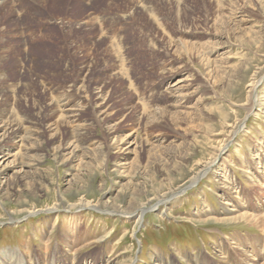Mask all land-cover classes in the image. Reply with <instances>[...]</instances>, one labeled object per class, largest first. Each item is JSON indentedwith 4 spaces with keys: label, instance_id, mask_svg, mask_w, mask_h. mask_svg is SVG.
<instances>
[{
    "label": "rangeland",
    "instance_id": "374dc122",
    "mask_svg": "<svg viewBox=\"0 0 264 264\" xmlns=\"http://www.w3.org/2000/svg\"><path fill=\"white\" fill-rule=\"evenodd\" d=\"M42 1L0 6V48L2 40L10 47L0 54V91L18 83L12 93L0 92V114L12 108L22 123L18 140L2 147L17 152L15 162L29 163L18 176L10 171L7 182L0 178V263L154 264L161 257L186 264L198 256L217 264L218 243L237 234L246 242L238 250L242 264L263 263L264 248L256 249L264 226L224 218L226 208L238 206L255 219L264 216V105L250 115L240 106L255 72L264 103V0H138L151 2L155 21L137 7L127 20L126 0L110 8L106 0ZM83 14L95 16L89 31ZM20 27L28 29L27 44ZM25 61L34 62L28 74ZM182 75L195 91L183 103L166 88ZM72 105L82 108L76 121L66 117ZM241 121L224 154L191 184L228 126ZM128 133L129 155L118 148ZM70 142L78 146L72 161L62 148ZM172 190L183 193L140 222L65 208L82 199L129 212ZM55 205L61 210L46 211ZM22 209L34 213L24 216ZM70 246H78L76 254L66 252Z\"/></svg>",
    "mask_w": 264,
    "mask_h": 264
},
{
    "label": "bare ground",
    "instance_id": "6f19581e",
    "mask_svg": "<svg viewBox=\"0 0 264 264\" xmlns=\"http://www.w3.org/2000/svg\"><path fill=\"white\" fill-rule=\"evenodd\" d=\"M8 0H2L0 1V6L1 5H6ZM39 2H43L42 0H38ZM56 1V0H55ZM79 1V0H78ZM82 1L83 3H91L92 0H80ZM113 0H106L105 1V5H107L108 8H110V4L112 5V2ZM125 1V0H124ZM162 1H166V0H162ZM9 2L13 3V2H18V0H9ZM128 5H129V10L127 15L125 17H127L126 19H128L129 16H131L130 18L132 19V15H134V10L133 8L137 7V8H140L139 11H141L142 13L146 14V17L148 19H156L155 17V9L152 11L151 8L148 7L149 2L146 1L144 2V4H140L138 3V0H126L125 1ZM143 1H141L142 3ZM94 3V2H93ZM82 4V3H81ZM148 4V5H147ZM178 4V3H177ZM77 5V4H76ZM84 5V4H83ZM91 5V4H90ZM88 5V6H90ZM115 5V4H114ZM13 6V5H12ZM23 6V5H22ZM87 6V5H86ZM177 7V6H176ZM14 8V7H13ZM81 8V6L79 7ZM107 8V10H108ZM18 9H19V6H18ZM88 9V8H87ZM21 10V9H20ZM88 11V10H87ZM90 11V10H89ZM88 11V13H89ZM15 12V11H14ZM21 12V11H19ZM6 14L5 15H11L10 12L6 11L5 12ZM84 13H87V12H84ZM19 14V13H18ZM22 14V13H21ZM20 14V16H21ZM84 15V14H83ZM136 15V14H135ZM12 16V15H11ZM89 14L87 15H84V17L82 18L84 23H86V26H85V29L89 31V29H92L90 24H92L91 22L93 21V18L95 17H92L89 16L90 18H88ZM42 19V18H41ZM92 19V20H91ZM155 21V20H154ZM94 23V22H93ZM62 24V23H61ZM67 24V23H66ZM98 24H103L102 22H99ZM81 25H84V24H81ZM61 26H64V24H62ZM79 27V26H78ZM81 28V27H79ZM70 29V28H69ZM84 29V28H83ZM82 29V30H83ZM20 31V34H21V37H22V41L23 43H26L29 41L27 38L29 36V32H28V29L27 28H22L20 27L19 29ZM38 32V31H37ZM24 33H25V36H24ZM35 35V34H34ZM107 36V35H106ZM122 36V35H121ZM116 37V36H115ZM114 39H117L115 38ZM98 38V37H97ZM113 38V37H112ZM119 38V37H118ZM31 39H34L33 38H30ZM38 39V38H37ZM96 40V39H95ZM2 42L4 44H2L0 50L3 48V51H0V54L1 53H6L10 50V47H9V41L8 43L5 42L4 40H2ZM34 42V41H33ZM179 42V41H178ZM96 43V42H94ZM111 43V42H110ZM113 43V42H112ZM167 44V43H166ZM24 45V44H23ZM183 45V44H182ZM187 45V44H186ZM111 46V45H110ZM25 47V46H24ZM23 47V48H24ZM89 47H92V44L89 46ZM114 47V46H113ZM170 47V46H169ZM105 49V48H104ZM23 50V49H22ZM25 50V49H24ZM23 50V52H24ZM28 50V49H27ZM114 51V50H112ZM26 55V54H25ZM90 55V53H89ZM6 56V55H5ZM4 56V57H5ZM20 60V59H19ZM33 61V60H32ZM92 62V60H91ZM24 63H27L26 61ZM23 62L21 63H18V65L20 66L21 68V73L24 72L22 68V65L24 64ZM33 66H34V62L32 63L30 61V64L27 63V66H26V74L30 73L31 69H33ZM108 66V65H107ZM24 69V70H25ZM110 73V72H109ZM112 73V72H111ZM114 73V71H113ZM112 73V74H113ZM171 73V72H170ZM19 74V73H18ZM169 74V73H168ZM254 74V73H253ZM112 76V75H111ZM203 76V75H202ZM105 77V76H104ZM186 75H182L180 76L179 78H177L176 80H174V82H172L171 84L168 85L167 88V91L168 92H172L174 94H177V97L178 99L180 100V102H184L185 99H191L194 94H195V91H194V87H192V84L191 82L189 81V79L186 77ZM29 78V77H28ZM112 78V77H111ZM206 78V77H205ZM19 79V78H18ZM204 79V78H203ZM260 80V76H258L255 72L254 75L251 76L250 80H248L246 86H247V100L244 104H241L240 106L245 109L247 111V115H250L252 114V112H254V110L257 108L258 110H260V108H258L257 106H260V105H264V103L260 102L259 101V97L256 95L257 94V84H259V81ZM18 82V81H17ZM26 82V81H25ZM31 79H27V82L25 83V85H29L31 84ZM107 82V81H106ZM204 82V81H203ZM20 83V82H19ZM193 83V82H192ZM205 86H208V84L205 82L203 83ZM18 85V83H14V84H9L7 85V87H5L4 89H1L0 92L2 91H6V92H9V93H12L14 88ZM123 87V86H122ZM209 87V86H208ZM43 89V88H42ZM47 89V88H46ZM125 92V90H124ZM68 93V92H67ZM66 93V94H67ZM77 93V92H76ZM65 94V93H64ZM65 96H68V99H70L71 94L69 95H66ZM127 94V93H126ZM15 95V94H14ZM13 95V96H14ZM63 95V94H62ZM82 95V94H81ZM80 95V96H81ZM64 96V97H65ZM99 98H100V94L98 95ZM128 96V95H127ZM59 98V97H58ZM198 98V97H197ZM65 99V98H64ZM67 99V100H68ZM127 99V97H126ZM62 100V99H61ZM103 100V99H102ZM101 100L100 104H103V101ZM64 101V100H62ZM61 101V102H62ZM126 101V100H125ZM53 102V101H52ZM60 102V101H59ZM66 102V101H65ZM68 102V101H67ZM57 103V102H56ZM128 103V102H127ZM13 104V103H11ZM61 104V103H60ZM57 107H59V105ZM63 104V103H62ZM70 105V104H68ZM11 106H14V105H11ZM10 106V107H11ZM64 107L66 105H63ZM180 108H185V109H188V107L190 105H187V106H184V105H181L179 103L178 105ZM137 108V107H136ZM8 109V108H7ZM100 109V108H99ZM128 109V108H127ZM133 109V107H132ZM56 110L58 111L59 109L56 108ZM82 110V108L77 105H72L71 107L69 108H66V117L67 118H70V121H76L79 114H80V111ZM135 110V108L133 109ZM163 110V109H162ZM182 110V109H181ZM9 111V112H8ZM8 111L5 110V112L3 114H0V178H2V182L5 183L8 181V174L10 173V171H12L14 174H16L18 176V174L22 173L21 171L24 170V166H28L29 163L28 162H15V153L12 152V150H10V148H4L2 147L3 145H6V143L4 141H6L7 139L9 140H12V141H17L18 139L16 138L19 134V129H22L21 125L22 123H20L12 114L11 112L13 111L12 108L11 109H8ZM14 111H16L14 109ZM61 111V110H59ZM136 111V110H135ZM61 112H65V109L63 108ZM141 112V111H140ZM146 112V111H145ZM10 113V115H9ZM108 114V113H107ZM143 114V113H142ZM57 115V113H56ZM100 115L102 116H105V109H104V106L102 105V108L100 110ZM163 115V114H162ZM161 115V116H162ZM172 115V114H171ZM62 116V113H59L58 112V117L61 118ZM156 116V114H154V117ZM165 116V115H164ZM163 118V117H162ZM55 122V121H54ZM53 122V123H54ZM239 122V120H238ZM243 121H241L237 127L235 129H233V126H228V130L227 132L225 133V137H224V142L221 143L217 148L213 149V151L211 152V158L210 160L204 162L203 164H201V167L198 169V171L192 176V181L190 182L191 184H195V182L200 179L203 175H205L210 167L215 163L217 162V159L222 155L224 154L225 150H226V147L228 145H230L234 139V136L237 134V132L240 130V129H243ZM21 127V128H20ZM57 126H55V129L57 130L56 128ZM50 129V128H49ZM78 130V129H77ZM83 130V129H82ZM29 132V131H28ZM38 132L39 131H36L34 129V135H36L35 133H37L38 135ZM27 133V131H26ZM28 136L31 134L30 133H27ZM24 135V134H23ZM22 135V136H23ZM21 136V134H20ZM131 133H128L126 134V138H124L123 140H120L119 142V145H118V148L121 149V151H123L124 154H128L131 152V145L133 144V139L131 138ZM28 138V137H27ZM17 139V140H16ZM24 140V136L21 138V140ZM26 139V138H25ZM28 140V139H27ZM26 140V142H28ZM122 144V146L120 145ZM26 145V144H25ZM31 146V145H30ZM59 146V145H58ZM77 145H73L71 144V142L69 144H64L62 145V148L64 150H69L67 153L65 152V154L67 155L66 158L67 160L69 161H72V160H75L76 157H77ZM60 150V149H59ZM21 156V155H20ZM17 157V156H16ZM125 161V159H123ZM24 161V160H23ZM66 161V160H65ZM18 164V165H17ZM11 172V173H12ZM264 173V172H262ZM10 175V174H9ZM204 177V176H203ZM2 187V186H1ZM189 187V186H187ZM186 190V189H185ZM183 193V190H179V191H170L169 195H162L158 198H156V201L155 203L149 205V206H146L145 204H140V206H138L137 208H135L134 210L132 211H129V212H123V211H115V210H110V209H100V207H98L96 204H92L90 201H85V200H79L76 204H72V205H69V207H65V208H70V209H74V210H82V209H86V208H95L97 210H101V212H109V213H119L121 215H126V216H136L138 222L141 221V218L143 216V214L146 212V211H153V210H157L159 206H164L165 204H167L171 199L179 196L180 194ZM237 194V193H236ZM238 196V195H237ZM150 204V203H149ZM227 204L228 206V202L225 201V205ZM59 205H55V206H50L47 208L46 211L48 212H54V211H60L61 208L58 207ZM100 206V205H99ZM137 206V205H136ZM226 207V206H225ZM229 208V207H228ZM227 209V213H230L227 217H225L224 219H227L229 221H239V220H247V221H252L255 222V224H259L260 227L261 226H264V216H260L259 218L255 219L256 216H253V215H249L247 214V212L245 211H241L240 207H235V208H232V209ZM121 209V208H120ZM119 210V209H118ZM36 211V210H35ZM20 212L23 213V215H31L34 213V210H24L22 209ZM264 215V214H263ZM262 217V218H261ZM9 221H14V218L13 217H10L9 218ZM246 221V222H247ZM249 223V222H248ZM257 226V225H256ZM260 229V228H259ZM262 230H264V228H262ZM236 235V234H235ZM238 235V234H237ZM234 236L230 238V240H226L225 238H223V240H221L218 245H217V264H242L243 262V257L241 256L242 254L239 253L238 250H242V246L246 243L244 242V237L243 238H240L239 236ZM79 236H75V241L79 240ZM102 238L100 239H96L92 242H99L101 241ZM82 243V242H81ZM85 243V242H84ZM88 244V243H87ZM84 246V245H83ZM71 248L67 249L66 252H70V253H73V254H76L77 251H78V246L72 248V246H70ZM81 247V246H79ZM256 247H254L255 249ZM263 248H264V240L261 242V245L259 247V249L257 248L256 250L259 251V252H263ZM204 251V250H203ZM24 252V251H23ZM244 252V251H243ZM208 253V252H207ZM246 253V251H245ZM68 254V253H67ZM210 254V253H209ZM246 255V254H245ZM108 256V255H107ZM6 258V257H5ZM254 258V257H253ZM76 259V258H75ZM255 259V258H254ZM186 261L187 263L186 264H206V263H203L200 258L198 256H193V257H187L186 258ZM209 263V262H208ZM1 264V263H0ZM90 264H94L93 263H90ZM108 264V262H107ZM154 264H175L171 259H168L167 261L162 259L161 257L160 258H157L156 260V263ZM261 264H264L261 263Z\"/></svg>",
    "mask_w": 264,
    "mask_h": 264
}]
</instances>
